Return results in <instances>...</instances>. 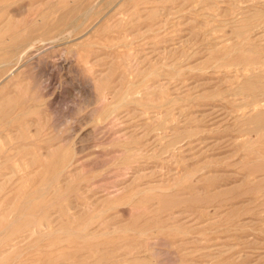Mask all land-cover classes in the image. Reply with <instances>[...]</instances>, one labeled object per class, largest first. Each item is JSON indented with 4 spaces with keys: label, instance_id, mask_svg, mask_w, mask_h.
<instances>
[{
    "label": "rangeland",
    "instance_id": "rangeland-1",
    "mask_svg": "<svg viewBox=\"0 0 264 264\" xmlns=\"http://www.w3.org/2000/svg\"><path fill=\"white\" fill-rule=\"evenodd\" d=\"M0 264H264V0H0Z\"/></svg>",
    "mask_w": 264,
    "mask_h": 264
}]
</instances>
